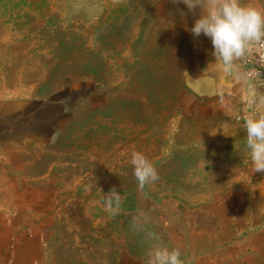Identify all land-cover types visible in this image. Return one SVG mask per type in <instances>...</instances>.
Masks as SVG:
<instances>
[{"label": "rangeland", "instance_id": "rangeland-1", "mask_svg": "<svg viewBox=\"0 0 264 264\" xmlns=\"http://www.w3.org/2000/svg\"><path fill=\"white\" fill-rule=\"evenodd\" d=\"M192 41L139 0H0V99L63 109L37 148L0 156V187L24 186L54 209L47 264H143L164 234L135 224L141 190L180 206L227 203L264 224V173L239 119L249 98L179 110ZM134 151L159 175L143 188ZM113 188L115 215L104 206Z\"/></svg>", "mask_w": 264, "mask_h": 264}, {"label": "crops", "instance_id": "crops-1", "mask_svg": "<svg viewBox=\"0 0 264 264\" xmlns=\"http://www.w3.org/2000/svg\"><path fill=\"white\" fill-rule=\"evenodd\" d=\"M246 5L264 9V0H242ZM165 23L189 29L198 16L191 13L181 19L170 0H139ZM193 37V36H192ZM193 58L188 63L191 74L197 76L217 66L211 55V41L201 35L194 38ZM243 66V59L238 62ZM229 79L230 76L226 75ZM264 92V83L241 81L243 99L251 98L252 85ZM238 84V85H239ZM237 94V95H238ZM231 94L201 97L190 89L184 92L180 112L199 114L214 109ZM60 103H38L36 108L24 98L0 99V156L21 155L40 145L39 135L48 133L51 122L63 113ZM51 105V107L49 106ZM1 175V174H0ZM138 206L133 212L137 225L161 230L162 244L179 248L186 264H264V224L242 220L239 210L227 203L203 201L198 204L158 202L144 191L136 193ZM57 224V216L45 195L34 194L24 186L0 187V264H47V247ZM148 258L143 264H147Z\"/></svg>", "mask_w": 264, "mask_h": 264}, {"label": "clouds", "instance_id": "clouds-1", "mask_svg": "<svg viewBox=\"0 0 264 264\" xmlns=\"http://www.w3.org/2000/svg\"><path fill=\"white\" fill-rule=\"evenodd\" d=\"M173 5L183 4L187 11L177 8L184 19L189 13L198 16L189 29L194 38L207 37L212 44L211 55L218 69L238 81L259 82L261 73L256 69L240 71L239 61L255 55L264 67V9L246 5L242 0H170ZM252 111L245 115L243 128L246 130V152L254 173H264V92H258L255 83L248 100ZM130 163L138 185L159 179L157 170L142 153L133 152ZM245 167L249 159L242 160ZM120 196L115 188L105 196V210L115 215L119 208ZM115 203V207H114ZM147 264H186L181 259L179 248L169 249L155 245L147 253Z\"/></svg>", "mask_w": 264, "mask_h": 264}, {"label": "water", "instance_id": "water-1", "mask_svg": "<svg viewBox=\"0 0 264 264\" xmlns=\"http://www.w3.org/2000/svg\"><path fill=\"white\" fill-rule=\"evenodd\" d=\"M240 65V71L243 66ZM184 81L186 86L195 94L201 97H214L220 94H231L236 96L238 92L235 88L241 81H238L234 76L229 79L226 75L213 66L197 76H193L190 71L189 64L185 65Z\"/></svg>", "mask_w": 264, "mask_h": 264}, {"label": "built area", "instance_id": "built-area-1", "mask_svg": "<svg viewBox=\"0 0 264 264\" xmlns=\"http://www.w3.org/2000/svg\"><path fill=\"white\" fill-rule=\"evenodd\" d=\"M243 63H244L243 65L246 69L245 71H251L253 69H256L257 71H259L261 73V79L259 82H256V83H264V67L260 66V64L256 60L255 55L245 57L243 59ZM251 111H252V108L250 107V105L249 104L246 105L243 112L239 116V119L241 120L242 123H243V119H244L245 115Z\"/></svg>", "mask_w": 264, "mask_h": 264}]
</instances>
